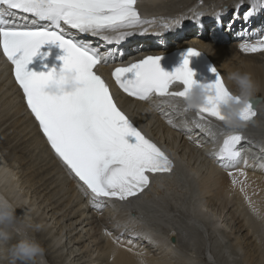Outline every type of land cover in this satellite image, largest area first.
Listing matches in <instances>:
<instances>
[{
	"label": "bare ground",
	"instance_id": "1",
	"mask_svg": "<svg viewBox=\"0 0 264 264\" xmlns=\"http://www.w3.org/2000/svg\"><path fill=\"white\" fill-rule=\"evenodd\" d=\"M218 1L221 0H138L148 12L141 16L150 21L140 27L142 32L138 28L131 30L133 35L122 41L121 49L115 42L107 43L101 37H93L102 53L113 51V56L103 64L105 70L116 66L117 55L121 52L136 53L134 49L129 51L130 45L136 44L135 39L140 40L136 45L140 48L139 55L148 54L151 49L146 48V44L153 42H163V47L154 51L157 53L177 46L187 52L189 47H194L199 52L194 55L197 60L212 61L234 91L235 85L226 80L228 72H250L259 85L254 97L260 99L258 112H261L254 123L238 130L225 128L220 121L217 124L198 121L200 126L197 127L191 110H184L183 101L166 99L160 108L150 102L130 103L124 98L122 106L129 115L166 145L168 155L172 159L176 155L178 164L175 171L156 177L153 189L136 199L103 201L99 209L105 213H101L100 218L106 227L97 223L100 230L104 228L103 234L107 230L105 241L101 242L102 247L106 245L103 252L99 245L89 248L87 241L95 243L100 239L96 238L97 233H89L93 223L90 218L99 216L93 209L91 195L81 191L80 183L70 177L48 149L11 81L8 64L0 58V199L16 208L15 221L7 225L13 233L12 240L0 241V264H13L9 248L19 238L15 232L17 228L21 235L38 238L45 248L47 264H90L96 259L97 264L264 262V51L248 53L240 48L242 43L252 44V40H257V33L261 34L263 27L253 21L251 28L242 31V38L236 35V31L248 27L252 19L257 20L259 15L264 17V0H231L232 7L216 8ZM253 6V14L245 20L244 14ZM210 8H216L217 14L201 20L212 27V34L207 33L202 39L193 34L184 38L175 36L181 31L192 33L198 28L188 30L187 22L180 20L186 18L192 22L199 12ZM18 16L21 19L25 15ZM218 22L223 24L221 30ZM148 26L152 27V32H159L161 38L144 32ZM181 126L189 128V132L184 133ZM231 132H239L247 139L245 153L235 167L230 163L225 166L217 153H211L215 137ZM230 167L233 168L228 169ZM218 201L224 205L215 207ZM249 201L260 210V215L252 210ZM238 219L241 224L235 229L246 230L243 236L248 245L238 236L230 238L234 235L231 232L233 222ZM35 223L44 227L33 232ZM114 227L119 230L116 240Z\"/></svg>",
	"mask_w": 264,
	"mask_h": 264
},
{
	"label": "snow or ice",
	"instance_id": "2",
	"mask_svg": "<svg viewBox=\"0 0 264 264\" xmlns=\"http://www.w3.org/2000/svg\"><path fill=\"white\" fill-rule=\"evenodd\" d=\"M137 3L138 0H0V48L13 65L27 108L56 157L80 182L85 195H91L96 208H101L107 199L125 201L135 197L150 185V174L173 170V161L120 109L109 85L95 70L99 64L108 62L113 51L102 53L88 42L70 38L66 30L74 29L119 44L133 35L131 30L150 22L140 15ZM254 10L255 6L243 18L247 20ZM17 12L35 19L31 25L5 19ZM37 20L48 23L38 26ZM46 43L58 44L63 49L59 72L70 70L75 75L79 88L74 93L46 94L43 91L46 82L58 72L52 69L38 73L28 69L33 56ZM240 48L248 53L264 51V40L242 43ZM198 54L196 48L189 47L183 64L173 72L161 68V55H145L116 66L111 75L120 89L140 100H150L154 95L184 98L196 82L188 57ZM175 82L183 85L181 91H170ZM204 85L216 95L196 110L198 121L210 123L209 117L220 121L223 117L216 101L228 93L223 77L217 73L213 82ZM256 115L249 104L243 118L251 122ZM198 121L194 123L199 127ZM168 122L173 124L171 120ZM243 139L239 132L227 135L216 154L225 166L239 160L242 151L238 145ZM249 203L260 215V210Z\"/></svg>",
	"mask_w": 264,
	"mask_h": 264
},
{
	"label": "clouds",
	"instance_id": "3",
	"mask_svg": "<svg viewBox=\"0 0 264 264\" xmlns=\"http://www.w3.org/2000/svg\"><path fill=\"white\" fill-rule=\"evenodd\" d=\"M205 43V42H204ZM226 80L235 85L236 91L228 89L227 95L216 101L220 115L223 117L220 122L225 128L231 130L242 129L249 121L243 118L250 98L254 97L259 89L258 83L253 79L250 72L240 70L230 71ZM79 88V81L70 70L57 73L49 79L43 91L52 96L60 94H72ZM213 89L206 88L204 83L195 82L188 90L186 97L182 98L184 105L189 110H197L209 103V97L215 96ZM16 208L7 200L0 199V241L8 242L12 240L13 233L8 230L7 225H11L16 219ZM44 227L41 223L32 225L33 232H38ZM19 236L10 245L9 251L13 264H47L45 248L43 244L33 235H21L20 229H15ZM143 264V262H141Z\"/></svg>",
	"mask_w": 264,
	"mask_h": 264
},
{
	"label": "rangeland",
	"instance_id": "4",
	"mask_svg": "<svg viewBox=\"0 0 264 264\" xmlns=\"http://www.w3.org/2000/svg\"><path fill=\"white\" fill-rule=\"evenodd\" d=\"M223 1H226L227 4L224 3ZM230 3H231V0H221V1H218V2H216V4H218L216 8H219V7H221V6H223V7H227V8H230V7L233 6V4H232V3L230 4ZM249 5H251V4L249 3ZM243 6L245 7L246 5H243ZM216 8H210V9L204 10L203 12H199L198 15H199V17H202V16H206V14H207V15L217 14V9H216ZM212 10H213V11H212ZM215 10H216V11H215ZM211 11H212V12H211ZM206 12H207V13H206ZM210 12H211V13H210ZM258 12H259V11H258ZM208 13H209V14H208ZM259 13H260V12H259ZM200 15H201V16H200ZM191 20H192V19H191ZM191 20L187 21V19H186V21L189 22V23L191 22ZM207 38L210 39L209 37H207ZM223 205H224V204H223L221 201H220V202L218 201V202L216 203V206H215V207H221V206H223ZM95 211H97V213L99 214V216L96 217V215H94L96 218H95V217H93V218H95V219H93V218L91 219V218H90V220H93V223L90 221V222H91V225H90V226H91L92 228L90 229L91 232H89V233H90L91 235H92V234L94 235V234L97 233V234H96V238H100V239H99V240L97 239V241H95V243H93L92 240H91V241H92V242H91L90 239H88L87 241H88V244H89V248H90L92 245H94V244H95V245H99V246L102 247L103 244H101V242L104 243V241H105V235L107 234V230H106V229H105V231H104L105 234L102 233V230H104V228L106 227V224H105V222H104L103 220L101 221L102 215H100L101 213H105V212H104L103 210H100V211H99V210H95ZM100 217H101V218H100ZM228 218H229V217H228ZM98 221H99V222H98ZM240 221H241V220L238 219L237 221L233 222V225H232V226H233V229H232L231 232H232L234 235H230V238H232V237H234V236H236V237L238 236L239 238H242V239H240L241 242H244L245 244L248 245L249 242H248L247 239H245V237L243 236V234H245L246 230H244V231H245V232H244V231H239L238 228L235 229V227H239V224H241ZM97 223H98V224L100 223L104 228H103L102 230H100V229H99L100 225H98ZM96 224H97V225H96ZM230 224H232V223H230ZM27 226H28V225H27ZM57 226H58V224H56V227H57ZM97 226H99V227H97ZM86 228H89V225H88ZM109 228L111 229V227H109ZM240 229L243 230L242 228H240ZM112 230L115 232V234H114L113 237H114V239L116 240V239H117V234H118L119 230H118V228H115V227L112 228ZM121 230H123V229H121ZM99 233H100V234H99ZM101 233H102L103 235H102ZM97 236H98V237H97ZM101 236H102V237H101ZM103 237H104V238H103ZM250 238H252V237L250 236ZM37 239H38V238H37ZM103 239H104V240H103ZM95 240H96V239H95ZM240 240H239V241H240ZM99 241H100V242H99ZM90 244H91V245H90ZM250 245H251V244H250ZM250 245H249V246H250ZM104 246H106V245H104ZM104 246H103V247H104ZM103 247H102V248H103ZM248 248H250V249L252 250V247H251V246L248 247ZM85 249H86L87 251L89 250L88 248H85ZM91 249H92V248H91ZM102 250H104V248L101 249V252H103ZM150 250H151V249H150ZM153 250H154V249H153ZM153 250L151 251V253H152V254H155ZM96 254H97V253H96ZM98 257H99V256H98ZM242 260L245 261L244 259H242ZM56 262H57V261H55V259H54V263H56ZM93 263H94V264H97V259H96V260H93L90 264H93ZM4 264H5V263H4ZM166 264H169V262L167 261ZM170 264H172V262H170ZM242 264H244V262H243ZM259 264H264V262H259Z\"/></svg>",
	"mask_w": 264,
	"mask_h": 264
}]
</instances>
